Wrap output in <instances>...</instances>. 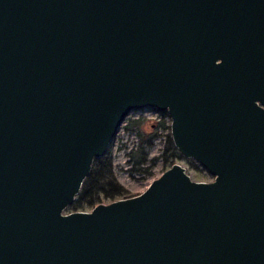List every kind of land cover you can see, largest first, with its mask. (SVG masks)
<instances>
[{"label":"water","instance_id":"95a60500","mask_svg":"<svg viewBox=\"0 0 264 264\" xmlns=\"http://www.w3.org/2000/svg\"><path fill=\"white\" fill-rule=\"evenodd\" d=\"M142 107L213 178L64 211ZM0 264H264V0H0Z\"/></svg>","mask_w":264,"mask_h":264},{"label":"rangeland","instance_id":"374dc122","mask_svg":"<svg viewBox=\"0 0 264 264\" xmlns=\"http://www.w3.org/2000/svg\"><path fill=\"white\" fill-rule=\"evenodd\" d=\"M166 113V112H165ZM131 118H139V125L137 129H141L145 134H154L156 136L152 139L151 144H146L144 150L147 151L149 159L154 158L147 164H151L150 172H145L142 169H132L133 165L128 159L127 151L138 141V135L134 130H127L124 126ZM163 120L165 124H170V117L161 111L154 108L142 107L140 109H133L125 117L121 124L115 138L113 139L108 152L112 157V163L117 180L128 189V195H132L142 191L147 184L156 176H158L165 168L170 166L164 160L162 152L165 148L167 137L170 136V127H157V121ZM178 161L185 166L187 172L193 179L197 180H211L213 176L193 158L179 156L173 160ZM192 163L197 164V167L192 166ZM122 197V196H121ZM107 202L109 200H102ZM91 207L87 208L90 209ZM73 210L70 206L66 207L64 211Z\"/></svg>","mask_w":264,"mask_h":264},{"label":"trees","instance_id":"16d2710c","mask_svg":"<svg viewBox=\"0 0 264 264\" xmlns=\"http://www.w3.org/2000/svg\"><path fill=\"white\" fill-rule=\"evenodd\" d=\"M163 114L167 115L165 112ZM139 122V118H131L124 126L129 131L134 130L138 135L137 143L127 151V155L133 165L132 169H142L149 173L151 164L146 165V163L153 161L155 157L149 159L144 148L146 144L152 143V139L157 133L145 134L141 129L136 128ZM155 125L169 128V125L165 124L163 120L157 121ZM162 156L168 164L169 161L172 164L173 160L180 156L169 135ZM192 166L197 167V164L192 163ZM127 195L128 189L117 180L112 157L107 151L105 154L94 158L90 172L85 177L76 198L69 206L73 210L87 209L102 200H112Z\"/></svg>","mask_w":264,"mask_h":264}]
</instances>
